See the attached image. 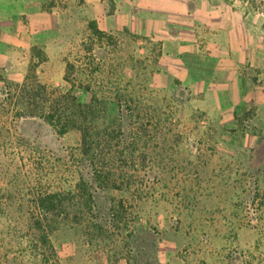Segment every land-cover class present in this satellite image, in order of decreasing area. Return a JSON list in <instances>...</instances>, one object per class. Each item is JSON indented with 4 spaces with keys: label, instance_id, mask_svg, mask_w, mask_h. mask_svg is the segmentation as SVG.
<instances>
[{
    "label": "rangeland",
    "instance_id": "rangeland-1",
    "mask_svg": "<svg viewBox=\"0 0 264 264\" xmlns=\"http://www.w3.org/2000/svg\"><path fill=\"white\" fill-rule=\"evenodd\" d=\"M249 1L0 3L1 11L42 3L53 18L27 35L0 24V99L29 75L82 103L88 85L134 99L122 119L109 100L97 122L113 125L107 165L125 173L121 188L91 187L100 209L59 223L51 236L59 264H264V11ZM191 82L219 84V99ZM219 105L237 107L235 119H223ZM80 140L41 117L0 118V264L29 263L20 243L38 214L33 202L75 186ZM110 205L124 207L122 224L88 232Z\"/></svg>",
    "mask_w": 264,
    "mask_h": 264
},
{
    "label": "trees",
    "instance_id": "trees-1",
    "mask_svg": "<svg viewBox=\"0 0 264 264\" xmlns=\"http://www.w3.org/2000/svg\"><path fill=\"white\" fill-rule=\"evenodd\" d=\"M250 6L256 10L264 11V0H250ZM97 34L99 31L93 29ZM90 60V59H89ZM92 62L88 63L90 66ZM76 66L68 62L66 65L65 80L70 81L72 76H76ZM87 83H92L94 74L85 72ZM76 78V77H75ZM78 79V78H77ZM83 84V82H80ZM90 94V100L82 103L76 98H70L68 94L50 91L48 87L37 80H31L30 75L25 78L23 83L12 85L4 98L0 99V118L5 114L13 112L17 117L30 116L41 117L59 134L65 135L69 131L80 133L81 140L75 155V166L79 173V178L75 186L64 192L46 193L39 196L33 202V208L38 214H33L28 219L26 236L21 239L26 243V253H28V264H59L58 255L51 240L53 232L57 229L60 222L69 220V212L81 210L84 214H90L100 209L95 202L94 191L92 188L97 186L100 190L111 191L120 190L117 182L123 180L125 173L122 170L115 171L109 168L106 154L107 142L112 141V127L109 125L98 126L97 122L106 117L107 111L115 102V113L117 118L122 119L123 104L134 101L131 95L121 92L112 93L109 97L101 90H92L90 85L84 88ZM115 96L113 99H111ZM111 103V104H110ZM133 118L139 115L133 113ZM121 132L122 126H118ZM118 155L121 153L117 152ZM83 172H87V177ZM60 198V199H59ZM107 208V206H106ZM65 212V216L58 211ZM103 211V210H100ZM102 216L97 217L96 221L88 220L85 227L88 232L100 230L104 232L109 224H122L125 217L124 207L110 205V209L104 211ZM63 218L62 221L59 219ZM21 248L22 250H25ZM23 253V251L21 252ZM24 258H16L7 264H24Z\"/></svg>",
    "mask_w": 264,
    "mask_h": 264
},
{
    "label": "crops",
    "instance_id": "crops-1",
    "mask_svg": "<svg viewBox=\"0 0 264 264\" xmlns=\"http://www.w3.org/2000/svg\"><path fill=\"white\" fill-rule=\"evenodd\" d=\"M4 1L5 0H0V3ZM20 1L21 0H8V2H11L14 4ZM40 4L42 5V3ZM40 4L35 5L34 7H22V6L16 5L15 7L7 9L6 11L0 10V24L3 22H7L9 26L17 30L21 29L20 30L21 33L22 34L26 33L27 35L28 32H30V29H32V27H37V25L40 27L42 23L45 24V22L48 21L49 18L51 19L52 17L47 13L46 10H43ZM51 21H53V18L51 19ZM191 83H193V87H192L193 92L195 91L207 92L209 93L208 95L210 96V98L211 99L213 98L215 102L219 99L220 94L218 95V93H216V90L219 84L217 85L215 83H210V84L205 85L204 83H196V82L195 83L191 82ZM226 90H227L226 91L227 93L232 92L230 88ZM222 98L223 100H225L226 98L229 103V101L232 99V95L230 93V94L224 95ZM219 108L223 110V112H221L222 114L225 113L227 115V117H223V119H235V117L233 116V113L235 110H237V107H233L232 105L231 106L225 105L221 107L219 105Z\"/></svg>",
    "mask_w": 264,
    "mask_h": 264
}]
</instances>
